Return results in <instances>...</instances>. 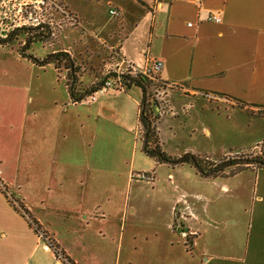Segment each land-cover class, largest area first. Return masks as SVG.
Segmentation results:
<instances>
[{
  "label": "crops",
  "instance_id": "obj_1",
  "mask_svg": "<svg viewBox=\"0 0 264 264\" xmlns=\"http://www.w3.org/2000/svg\"><path fill=\"white\" fill-rule=\"evenodd\" d=\"M50 1L64 6L75 20L63 26L58 42L68 47L59 51L77 59L80 44L96 60L110 56L129 61L138 70L162 62L159 77L167 86L162 96L169 103L165 114H171L158 124L163 143L176 137L175 131L183 125L176 122L182 117L198 124L196 128L212 111L228 113V118L235 113L256 126L264 122V113L257 115L264 112V0ZM110 8L119 15L111 17ZM214 14L220 22L209 20ZM71 28L79 32L73 36L67 32ZM70 35L76 46H71ZM51 70L22 59L12 47L0 46V264H65L48 238L72 264H99L91 236L103 232L93 231L92 225L101 221L114 227L128 213L135 214L126 198H115L114 172L99 163V150L95 155L91 152L98 149L93 131L77 138L61 131L68 111L73 110L77 116L70 119L83 128L81 111L85 120L89 115L93 121L101 108L110 111L116 98L126 104L125 97L116 96L129 98L132 88L99 95L92 105L73 104L69 96L68 102L48 96L51 86L56 90ZM141 96L139 100L133 96L138 127ZM189 106L192 109L182 114ZM203 131L212 135L207 127ZM69 139L79 142L80 158L66 150ZM263 142L264 136L235 152L258 154ZM165 146L166 142L162 148L167 151ZM189 151L202 153L192 148L181 153ZM193 172L215 191L210 195L192 191L171 202L168 219L158 228V241L162 232L165 238L158 243V258L185 264H264V167L217 179ZM116 236L122 250L124 235Z\"/></svg>",
  "mask_w": 264,
  "mask_h": 264
},
{
  "label": "rangeland",
  "instance_id": "obj_2",
  "mask_svg": "<svg viewBox=\"0 0 264 264\" xmlns=\"http://www.w3.org/2000/svg\"><path fill=\"white\" fill-rule=\"evenodd\" d=\"M28 13H32L33 17L31 20L28 19ZM70 16L64 6L50 0H0V35L5 36L15 28L37 27L41 24L50 25L54 31L52 42L48 44H35L30 51L35 56L43 58L50 51H59L62 48L68 47L65 46L66 43H61V46L58 42V37L66 23L75 21L74 19H70L72 18ZM25 19H27V22H25ZM67 32L74 36V33H78L79 31L78 29L71 28ZM73 36L70 35V38L72 39ZM25 37V35L21 36L19 41H15L9 46V49L12 47V49L17 51L20 43L24 42ZM72 40L71 46H76L77 43H75L74 38ZM77 46L80 49L81 55L78 56L79 58L76 59V62L81 68L79 79L83 87L89 88L103 81L106 87L104 92L95 93L94 96L87 98L84 103L92 105L102 97H98L99 95L110 92L107 95L112 96V94H119L122 91L128 90L113 77L115 74H128L130 69L127 68V64H123L118 59H112L110 56L103 57L102 61L97 59V61L96 58H92L90 54L81 49L80 44ZM88 47L90 48V46ZM50 66L53 69L51 70V84L56 86V90H53L51 86L49 95L48 93L46 94L52 98L56 97L61 101L65 100L68 102L69 95H67L66 91V83L68 81L67 71H59L52 65ZM48 76L50 78V74H46L45 77ZM143 77L147 79L146 83L152 96L160 103V120L164 116H171V114H165V112L168 113L169 111V103L165 101L162 93L167 89V86L162 83L159 73L152 77ZM46 80L48 79H44V81ZM131 88L129 98V95H115L118 98L125 97L126 104H121L122 100L116 98V103L113 104L110 111L106 110L103 112L101 108L97 117H93V121L89 115H87V119L85 120V113L81 111L82 116H80L79 120H83L84 118L82 122L84 124L83 128L80 127V124L76 120L70 119L72 115L77 116L72 113L73 110L71 113L67 112V123L61 125V131H65L69 138H72V136L77 138L79 133L81 135L85 133L84 135H86V133H91V130L93 131L92 133L97 137L98 149H92L91 152L95 155L97 150H99V163L109 166L112 172H114L115 198L120 196L126 198L128 208L135 211V214L132 212L128 213L126 219L120 225H115L114 227H108L105 222L101 221L92 225L93 231L98 232L97 230L100 229L103 232L102 235H96L97 237L91 236L95 240L93 243L96 245V254L100 256V262L98 263L114 264L116 259H119V264H185L182 261L167 262L158 258V243L161 244L165 240L164 232H162V236L158 241V228L164 226L166 223L173 200L180 197L185 199L192 191L205 192L210 195L213 194L215 189L210 186L209 182H205V184L204 182H199L201 180L195 176L194 170L190 167L183 166L171 169L167 166L155 164L154 161L143 154L141 150L143 129L137 125V105L134 102L135 99H133V96L138 100L140 99L141 90L135 86ZM104 97L106 98V95ZM119 103L121 107L126 108L121 109ZM189 108L192 109V106L183 108L182 114H186ZM80 109L82 110L83 108H78V110ZM115 112L117 115L112 117V115H115ZM219 112L221 111H212L208 114L207 120L200 124V128H196L198 124L192 121L187 122L185 117L177 120L176 123L183 122V125H179L180 127L175 131L176 137L165 140V148L167 149L165 152L180 156L188 153H181L186 148H192L202 153L189 151L191 153L218 158L227 155H238L239 157L250 159L251 156L256 155L251 151L243 153L235 151L245 149L244 145H248L257 139L262 141L264 122L259 121L256 126V124L251 123L252 119L237 118V114L235 113L234 118H228V113L223 112L219 115ZM263 113L260 111L257 115L263 116ZM202 126L203 128H209L212 135L206 134ZM165 131L166 133H171L168 126H166ZM164 143L161 140L163 147ZM93 144L95 146V142ZM65 145L66 150L70 151L71 154L73 153L74 156L81 157L83 152L79 148V142L76 145L75 141L69 139ZM252 146L246 148H252ZM260 147L261 152L264 149V142ZM226 151L232 152L224 154ZM104 158H106L105 161ZM238 171H240L239 167H233L227 171L226 175L230 177ZM128 173L130 174V181H128ZM170 174L171 176H169ZM107 229L111 230V236H108ZM113 231L118 236L120 234L124 235L125 241L122 250L118 247V237L116 235L112 236ZM61 257L63 259H60ZM64 257L60 255L58 259L67 264L66 256Z\"/></svg>",
  "mask_w": 264,
  "mask_h": 264
},
{
  "label": "trees",
  "instance_id": "obj_3",
  "mask_svg": "<svg viewBox=\"0 0 264 264\" xmlns=\"http://www.w3.org/2000/svg\"><path fill=\"white\" fill-rule=\"evenodd\" d=\"M25 35L24 42L20 43L18 53L22 59L30 61L37 67L43 68L52 65L56 70L67 71V92L73 104H80L86 101L87 98L94 96L105 87L104 81L92 85L89 88H84L79 77L81 76V68L68 52L57 51L51 52L44 58H39L30 51L35 44H48L52 42L54 31L50 25H39L37 27H21L15 28L7 35H0V46H10L15 41H19L21 36ZM124 88L130 89L137 87L141 90L142 96L139 105V122L143 129L142 137V152L158 164H166L171 167L189 166L194 169L197 175L205 179L226 178L227 171L233 167H239L240 171L250 168L264 167V149L259 154L253 155L250 159L239 157L238 155H227L224 157H210L206 155H198L191 152L180 156L166 153L161 144V139L158 131V123L161 113L159 101L152 96L147 85V79L139 75L115 74L113 76ZM238 154V153H236ZM36 231L41 233V230L34 222ZM44 238H48L45 234ZM48 245L55 251L59 257L65 256V253L57 244L47 240ZM65 258V257H64ZM68 262H72L66 258Z\"/></svg>",
  "mask_w": 264,
  "mask_h": 264
},
{
  "label": "built area",
  "instance_id": "obj_4",
  "mask_svg": "<svg viewBox=\"0 0 264 264\" xmlns=\"http://www.w3.org/2000/svg\"><path fill=\"white\" fill-rule=\"evenodd\" d=\"M29 14V15H28ZM28 19L31 20L32 19V13H28ZM109 14L111 17H117L119 15V12L117 9L115 8H110L109 10ZM27 22V19H25ZM210 21H215V22H220L221 18L218 15H211L209 17ZM191 25V24H189ZM123 64H127V68L130 69L129 70V74L131 75H143V76H147V77H152L153 75H156L158 73H160L161 69H162V62L160 61H153L151 62L146 68L142 69V70H138L136 67H134V65L132 63H130L129 61H122ZM124 74V73H122ZM106 89V87H104L103 89H101L99 92H104ZM143 177H145L143 175ZM60 257V256H59ZM60 259H63L62 257Z\"/></svg>",
  "mask_w": 264,
  "mask_h": 264
}]
</instances>
